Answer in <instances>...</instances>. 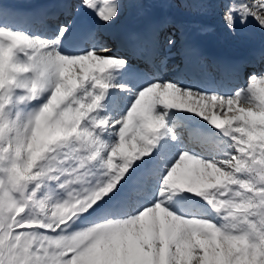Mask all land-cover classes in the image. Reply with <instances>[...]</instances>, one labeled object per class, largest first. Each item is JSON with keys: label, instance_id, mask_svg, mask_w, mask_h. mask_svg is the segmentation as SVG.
<instances>
[{"label": "snow or ice", "instance_id": "1", "mask_svg": "<svg viewBox=\"0 0 264 264\" xmlns=\"http://www.w3.org/2000/svg\"><path fill=\"white\" fill-rule=\"evenodd\" d=\"M128 6L0 5V264H264V49L214 82L168 21L112 44ZM250 21L264 31V0L220 18Z\"/></svg>", "mask_w": 264, "mask_h": 264}, {"label": "bare ground", "instance_id": "2", "mask_svg": "<svg viewBox=\"0 0 264 264\" xmlns=\"http://www.w3.org/2000/svg\"><path fill=\"white\" fill-rule=\"evenodd\" d=\"M218 4H222V0H218ZM157 14L159 16H161V15H166L167 13H165V11H162V9H160V10L157 11ZM189 16L191 18H195V19H200L201 18L200 16L195 15V14H189ZM205 17H209L210 18L211 16L205 15ZM134 22H135L134 20H130V21H128V24H133ZM238 36H244L247 40L248 39H253L254 40V39L258 38L259 41L258 40H254V41H258L257 43H255L257 45L261 42L260 39H263V43H264V34H262L260 31H253V30H250L248 28H244V29L240 30V32L238 33Z\"/></svg>", "mask_w": 264, "mask_h": 264}]
</instances>
